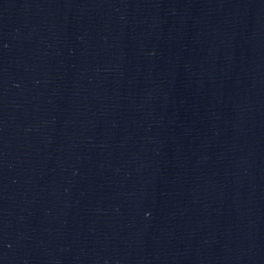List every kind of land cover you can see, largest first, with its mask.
<instances>
[{"label": "water", "instance_id": "water-1", "mask_svg": "<svg viewBox=\"0 0 264 264\" xmlns=\"http://www.w3.org/2000/svg\"><path fill=\"white\" fill-rule=\"evenodd\" d=\"M0 264H264V0H0Z\"/></svg>", "mask_w": 264, "mask_h": 264}]
</instances>
